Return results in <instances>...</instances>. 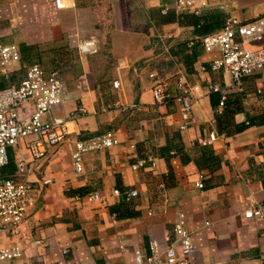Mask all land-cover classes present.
<instances>
[{
    "label": "crops",
    "instance_id": "0c3cea01",
    "mask_svg": "<svg viewBox=\"0 0 264 264\" xmlns=\"http://www.w3.org/2000/svg\"><path fill=\"white\" fill-rule=\"evenodd\" d=\"M74 1V7L57 8L53 0H0V42L14 43L20 52L19 62L0 74V89L17 84L24 66L34 62L47 72L57 70L68 99L53 115L65 117L79 104L86 109L67 120L70 136L112 131L119 143L85 153L78 176L66 142L50 146L25 175L4 166L3 175L40 188L19 233L0 230V247H21L13 264H130L133 251H147L151 239L164 249L181 213L196 248L194 263L264 264V219L242 215L249 206L264 209V70L235 86L226 71L211 68L218 53L199 43L230 17L263 15L264 0H210L197 15L162 13L173 0ZM72 34L96 38L97 52L80 57ZM251 46L264 48V37ZM180 76L199 86L183 130L177 103L158 105L150 90L162 79L179 95ZM117 79L119 88L112 85ZM209 82L228 89L217 116L220 95L207 91ZM210 131L216 139L201 145ZM9 155L31 159L23 140ZM147 155L154 157L153 166L130 168ZM43 179L49 182L42 185ZM115 188L138 193L124 201ZM90 191L103 202L88 201Z\"/></svg>",
    "mask_w": 264,
    "mask_h": 264
},
{
    "label": "built area",
    "instance_id": "2783aa9c",
    "mask_svg": "<svg viewBox=\"0 0 264 264\" xmlns=\"http://www.w3.org/2000/svg\"><path fill=\"white\" fill-rule=\"evenodd\" d=\"M55 7H74V0H53ZM210 5V0H173L170 5L163 7L162 13L169 10L176 12L188 11L200 14L202 9ZM75 47L81 56L95 54L98 50V41L94 37H76ZM264 37V14L246 21H239L230 17L224 21L223 26L212 33L199 38V43L206 51H216L218 57L211 62L213 70L222 69L230 77L232 84H239L240 79L251 73L264 70V48L252 47L255 42ZM19 48L14 43L0 42V74H7L12 62H19ZM151 76H155L152 74ZM180 94L173 96L168 84L162 79H155L151 85L153 100L158 105H165L173 99L177 103L182 123L179 128L185 129L191 118V110L195 96L199 92L198 85H191L185 76H180L178 81ZM113 87L119 88L120 81L114 80ZM208 92H218L220 97L214 108V115L223 112L227 98V88L218 83L209 82L206 87ZM68 99L65 80L57 70L47 72L40 63L34 62L24 66V76L17 83L0 89V230L17 234L29 210L35 204L36 192L40 185L34 181L19 180L13 176L3 175L2 169L9 161V148L23 140L24 146L31 159L23 155H16L13 159L15 173L25 175L34 163L45 157L48 148L54 144L66 142L69 146L71 165L75 176L83 171V155L85 153L104 150L119 143V139L112 131H105L86 139H77L70 136L67 120H72L85 113L83 105H76L65 117L54 116L53 112ZM32 105V110L26 105ZM48 117V119H45ZM216 139L214 131L200 139L201 145H208ZM131 148L134 144L129 145ZM154 157L147 155L138 157L130 163L133 170L146 165H154ZM43 179L41 184L48 183ZM202 187V177L197 182ZM115 196H121L124 201H129L137 195L136 189H113ZM88 201L103 202L102 195L97 191L86 194ZM243 217L250 219H264V209L258 205L249 206L242 213ZM164 240L166 246L161 249L155 239L148 242V250L137 248L133 251L130 264H208L194 263L192 258L196 253L192 236L185 225V218L178 213L171 228L166 233ZM35 243L40 244L37 240ZM119 248H124L120 240ZM23 251L20 246L12 244L0 247V264H13V260L21 257ZM101 264H108L103 262ZM214 264H222L215 262Z\"/></svg>",
    "mask_w": 264,
    "mask_h": 264
},
{
    "label": "trees",
    "instance_id": "16d2710c",
    "mask_svg": "<svg viewBox=\"0 0 264 264\" xmlns=\"http://www.w3.org/2000/svg\"><path fill=\"white\" fill-rule=\"evenodd\" d=\"M201 23H199V25H200ZM208 34V33H207ZM203 35H205V34H203ZM202 35V36H203ZM3 89V88H2ZM219 101V100H218ZM217 104H218V102H217ZM216 104V105H217ZM224 106H225V103H224ZM224 109V108H223ZM9 164H11V165H13V168H14V163H13V158H12V156L10 157V155H9V161H8V163H7V165H9Z\"/></svg>",
    "mask_w": 264,
    "mask_h": 264
}]
</instances>
